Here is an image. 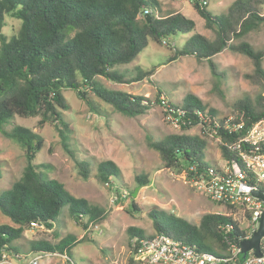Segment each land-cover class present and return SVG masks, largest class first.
<instances>
[{
	"label": "trees",
	"instance_id": "obj_1",
	"mask_svg": "<svg viewBox=\"0 0 264 264\" xmlns=\"http://www.w3.org/2000/svg\"><path fill=\"white\" fill-rule=\"evenodd\" d=\"M189 1L212 37L194 32L177 47L172 38L189 34L195 23L171 9L162 13L158 0H0L1 21L5 15L20 21L17 33L9 39L0 34V133L26 149L21 175L7 190L0 191V213L14 224H0V259L4 252L19 255L14 240L23 237L30 222H37L51 229L56 240L33 241L30 250L65 254L69 262L74 263L71 250L86 241L88 234L80 238L71 233L59 236L57 230H53L62 207H68L71 219L84 231L90 223L98 224L106 218L103 207L75 197L61 182L44 174L43 169L49 167L47 164L33 162L35 153L42 147L37 133L20 125L9 130L4 127L14 116H40L39 123L60 125L57 131L64 138L68 130L65 112L69 108L63 96L65 89L74 90L95 112L98 109L90 103L87 91L128 117L144 114L158 103L165 108L166 115L177 118L183 130L201 124L206 132L214 130V137L221 135L224 140L229 139L221 128L213 127L214 121L223 120L225 116L217 117L192 93L185 94L180 104L165 102L159 96L152 102L143 95L109 89L99 81L103 78L116 84H129L151 76L156 67L127 76L116 70V66L134 61L149 41L170 47L173 53L169 60L178 56L204 60L214 76H223L212 60L214 55L229 49L246 56L252 72L245 77L257 85L260 92L253 99H238L232 104L231 113L245 123L262 116L264 49H254L242 37L264 25V0H233L221 15L207 9L208 0ZM144 10L149 14L142 16ZM146 143L158 154L164 167L173 168L184 177L217 167V163L207 157V140L197 134H169L160 139L148 136ZM62 144L73 159L78 175L87 179L90 163L77 158L64 141ZM219 149L221 156H232L223 146ZM120 174L119 167L111 160L99 161L96 165L95 178L110 187L114 180L118 182ZM134 178L140 186L148 183L145 174ZM130 207L132 211L140 209L133 201ZM147 216L154 234H167L214 255L225 249L226 240L236 241L243 233L230 216L221 213H206L198 224L157 207L150 208ZM224 226L228 227L226 232L222 229ZM126 233L132 262L131 239L150 238L154 234L147 235L136 226H128Z\"/></svg>",
	"mask_w": 264,
	"mask_h": 264
},
{
	"label": "rangeland",
	"instance_id": "obj_2",
	"mask_svg": "<svg viewBox=\"0 0 264 264\" xmlns=\"http://www.w3.org/2000/svg\"><path fill=\"white\" fill-rule=\"evenodd\" d=\"M160 8L166 12H180L195 23V28L187 35L172 38L177 47L194 32L211 38L212 34L203 27V19L193 9L189 0H158ZM233 0H208L207 9L216 15L224 14ZM20 21L5 15L1 21L0 34L6 39L15 35ZM254 49H264V25L242 37ZM240 40H236L239 42ZM173 51L166 44L152 41L137 55L131 63L116 66V70L124 75H134L138 70L156 67L154 73L142 80L129 84H116L103 78L99 81L109 89L122 90L133 95H143L152 102L158 98L180 104L187 93L194 94L207 108H211L217 117L231 114L232 104L238 99H253L260 92L257 85L252 84L245 74L252 72L249 59L237 52L224 49L213 56V62L223 76L211 74L204 60L198 61L193 56H178L169 60ZM264 69V59L262 60ZM158 91L161 93L157 94ZM87 98L97 112L89 108L86 101L81 100L76 92L65 89L63 96L68 103L65 120L68 130L63 138L57 131L61 126L55 123H39L40 116H14L6 129L20 125L37 133L42 147L35 153V164H47L43 173L49 178L61 182L65 189L75 197L85 198L91 204L104 208L106 218L98 223L99 228H87L85 231L75 223L63 206L54 221V231L59 236L68 233L78 238L88 234V239L71 250L75 264H132L129 261L131 248L126 233L128 226H136L147 235L154 234L147 212L152 207L172 212L192 224H198L206 213H228L216 203L207 199L202 192L191 188L184 176L173 168L164 167L158 154L147 146L146 138L160 139L169 134H197L207 142V157L218 163L217 142L208 136L201 126H193L183 130L174 124L165 114V108L154 103L146 113L135 117L125 116L101 101L91 91ZM166 103L164 104V106ZM63 141L79 159L90 163V175L83 179L77 173L73 159L63 147ZM26 149L16 140L8 139L0 133V191L9 188L17 179L26 163ZM111 160L120 169V178L108 186L95 178L96 165L99 161ZM206 162L208 163L207 159ZM145 174L146 185L140 186L135 175ZM115 191H124L126 196L116 203L111 197ZM140 208L131 210V202ZM0 224H14L0 213ZM36 240L54 242L53 232L43 225L27 228L23 237L14 240L19 255L4 252L0 264H27L38 252L30 250V244ZM131 243V241H130ZM39 264H70L67 257L57 253H42Z\"/></svg>",
	"mask_w": 264,
	"mask_h": 264
},
{
	"label": "built area",
	"instance_id": "obj_3",
	"mask_svg": "<svg viewBox=\"0 0 264 264\" xmlns=\"http://www.w3.org/2000/svg\"><path fill=\"white\" fill-rule=\"evenodd\" d=\"M148 14V10H144L142 16ZM167 116L179 125L175 116ZM199 126L203 128L201 124ZM213 127L221 128L229 135V139L224 140L221 135L214 137V130H203L217 142L219 164L214 170L197 174L193 167H189L195 174L184 178L191 188L199 190L211 202L228 210L225 215L230 216L243 233L238 235L236 241L226 240V247L220 250L219 255L201 252L164 233L139 240L132 238V264H264V234L259 239V255H255L253 249L242 252L240 247V243L250 239L258 229L264 212V200L256 195L260 193L264 196V111L252 123H245L231 113L223 120L214 121ZM219 146H223L232 156H221ZM113 195L111 202L116 203L126 193L115 191ZM37 226H40L37 222L29 224V228ZM90 227L98 229L99 225L90 223ZM222 229L226 232L228 227ZM38 253L27 264H39L42 252Z\"/></svg>",
	"mask_w": 264,
	"mask_h": 264
},
{
	"label": "water",
	"instance_id": "obj_4",
	"mask_svg": "<svg viewBox=\"0 0 264 264\" xmlns=\"http://www.w3.org/2000/svg\"><path fill=\"white\" fill-rule=\"evenodd\" d=\"M147 20L149 19V16L146 17ZM0 29H1V19H0ZM28 149V147H27ZM259 197H261L264 200V196L260 193H256ZM264 234V212L261 215L260 218V224L258 229L253 233L252 237L248 240H244L240 243V247L242 252H246L249 249H253L255 255H259V239Z\"/></svg>",
	"mask_w": 264,
	"mask_h": 264
}]
</instances>
